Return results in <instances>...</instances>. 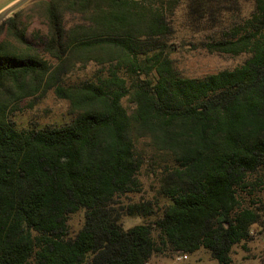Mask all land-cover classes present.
<instances>
[{"label": "trees", "instance_id": "1", "mask_svg": "<svg viewBox=\"0 0 264 264\" xmlns=\"http://www.w3.org/2000/svg\"><path fill=\"white\" fill-rule=\"evenodd\" d=\"M47 6L45 51L61 62L59 72L31 50L0 41V264H148L158 253L201 249L216 264H235L234 247L252 240L264 217L257 195L264 192V0ZM180 9L187 24L213 30L201 46L242 63L183 76L166 42ZM67 12L90 26L68 30ZM6 28L31 49L17 17L0 26V38ZM79 56L83 64H109L107 75L59 83L62 68ZM43 88L69 102L70 122L18 129L11 114ZM142 139L163 163L159 195L169 203L154 223L124 230L123 216L156 212L152 201L122 204L141 191ZM83 211V228L72 232V216Z\"/></svg>", "mask_w": 264, "mask_h": 264}, {"label": "rangeland", "instance_id": "2", "mask_svg": "<svg viewBox=\"0 0 264 264\" xmlns=\"http://www.w3.org/2000/svg\"><path fill=\"white\" fill-rule=\"evenodd\" d=\"M18 0H0V14ZM52 0H29L25 5L6 17L0 26L10 18L17 17L20 30L26 35L27 49L17 40L10 36L8 29L0 38L9 44V47L18 51L31 50L32 54H38L49 61L52 71L59 72L62 64L58 59L52 58L45 51V43L50 37L49 13L47 4ZM139 1V0H138ZM142 1V0H140ZM182 9L178 10L175 20L176 34L166 40L172 48L171 58L176 69L186 77L202 78L216 74L224 70L233 69L242 63V58L227 55L213 54L200 44L210 40L212 31L210 28H198L187 24ZM65 27L69 30L77 27H89L81 14L66 13L64 17ZM68 64L59 73V83L69 85H80L84 82H97L99 78L107 75L110 65H98L95 62L83 64L78 58H70ZM58 75V74H57ZM58 77V76H57ZM41 89L36 95L23 99L17 110L11 114V119L20 130L44 129L50 126H61L71 120L70 104L67 100L60 99L54 89ZM124 106L132 112L134 105L131 97L124 100ZM138 151L143 154L146 164L140 173L141 191L130 194L129 198H123L122 204L142 203L152 201L157 203L155 215L152 217L123 216L121 225L124 230H129L137 225L152 224L163 215V207L169 202L161 198L159 193L162 188L164 172L161 160L156 159V154L149 139L137 142ZM264 201V192L258 191ZM258 198V196H257ZM85 224L84 211L72 216L70 227L72 232H78ZM253 239L247 243H241L234 247L232 257L235 264H264V217L263 223L252 229ZM157 238V231L154 232ZM149 264H216L209 251L201 249L194 254L166 251L156 254Z\"/></svg>", "mask_w": 264, "mask_h": 264}, {"label": "water", "instance_id": "3", "mask_svg": "<svg viewBox=\"0 0 264 264\" xmlns=\"http://www.w3.org/2000/svg\"><path fill=\"white\" fill-rule=\"evenodd\" d=\"M29 0H18L13 5H11L9 8H7L5 11H3L0 14V22H2L6 17H8L10 14L18 10L20 7L25 5Z\"/></svg>", "mask_w": 264, "mask_h": 264}, {"label": "built area", "instance_id": "4", "mask_svg": "<svg viewBox=\"0 0 264 264\" xmlns=\"http://www.w3.org/2000/svg\"><path fill=\"white\" fill-rule=\"evenodd\" d=\"M149 264V263H148Z\"/></svg>", "mask_w": 264, "mask_h": 264}]
</instances>
